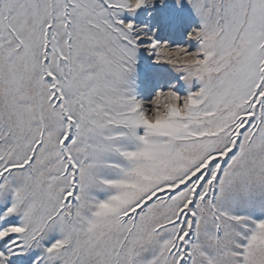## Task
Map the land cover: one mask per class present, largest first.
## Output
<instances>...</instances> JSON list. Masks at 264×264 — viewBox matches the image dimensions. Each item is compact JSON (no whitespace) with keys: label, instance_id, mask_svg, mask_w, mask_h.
<instances>
[{"label":"snow or ice","instance_id":"6c2138e0","mask_svg":"<svg viewBox=\"0 0 264 264\" xmlns=\"http://www.w3.org/2000/svg\"><path fill=\"white\" fill-rule=\"evenodd\" d=\"M0 264H264V0H0Z\"/></svg>","mask_w":264,"mask_h":264}]
</instances>
